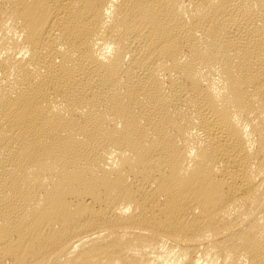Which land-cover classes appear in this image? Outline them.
I'll use <instances>...</instances> for the list:
<instances>
[{
	"label": "bare ground",
	"instance_id": "6f19581e",
	"mask_svg": "<svg viewBox=\"0 0 264 264\" xmlns=\"http://www.w3.org/2000/svg\"><path fill=\"white\" fill-rule=\"evenodd\" d=\"M0 264H264V0H0Z\"/></svg>",
	"mask_w": 264,
	"mask_h": 264
}]
</instances>
